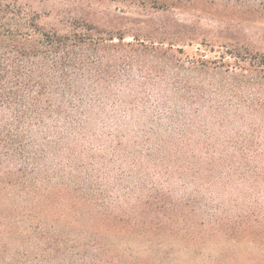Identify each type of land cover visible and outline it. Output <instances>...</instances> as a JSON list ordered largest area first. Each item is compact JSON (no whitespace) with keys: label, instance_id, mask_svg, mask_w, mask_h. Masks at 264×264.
Returning a JSON list of instances; mask_svg holds the SVG:
<instances>
[{"label":"trees","instance_id":"trees-1","mask_svg":"<svg viewBox=\"0 0 264 264\" xmlns=\"http://www.w3.org/2000/svg\"><path fill=\"white\" fill-rule=\"evenodd\" d=\"M106 1L193 9L176 26L200 43L177 47L174 25L132 42L84 20L44 31L0 0V250L150 264L135 243L169 237L200 251L219 239L259 249L239 264H264V36L231 23L264 0ZM120 244L130 246L117 256Z\"/></svg>","mask_w":264,"mask_h":264},{"label":"rangeland","instance_id":"rangeland-1","mask_svg":"<svg viewBox=\"0 0 264 264\" xmlns=\"http://www.w3.org/2000/svg\"><path fill=\"white\" fill-rule=\"evenodd\" d=\"M7 4H13L16 8H20L27 14H32L36 20L37 25L44 31H58L68 29L75 20H84L90 24H94L100 28L116 32H128L126 42H132L130 37L136 34L137 30H149L158 28H165L168 30L171 26H176V23H182L180 20H188L192 18V14L196 12L191 10L182 11V14H150L144 10H130L128 13L116 3L106 0H1ZM125 11L126 13H123ZM215 14V12H212ZM223 14L218 12L215 15L216 20L221 18ZM223 19V18H221ZM179 21V22H178ZM242 23L244 28L242 35L252 36L253 40H259L258 36H264V11L253 17L243 16L240 19H233L231 23ZM208 22H203L206 25ZM213 24V23H212ZM202 27V26H201ZM171 29V28H170ZM196 33H200L203 29L198 25H194ZM177 37L181 41L177 47L182 48L187 53L194 52L197 48V43L192 42L188 45L184 35L187 31L182 28L175 27ZM206 30V29H205ZM208 30V29H207ZM156 36V35H154ZM201 39V38H200ZM214 53H207V58L212 59ZM178 192V191H177ZM3 196H0V198ZM161 243L152 244L149 246L147 241L143 240L141 243L134 244V254L139 258L146 257L150 264H217L220 255L224 251L230 253V259L226 264H239L242 260L243 251H248L251 256L259 257L260 252L256 247L238 246L223 240H213L200 251H196L192 241L179 240L169 237H164ZM147 242V243H145ZM130 244H120L116 246L111 252L114 254H122L126 251L125 247ZM57 251V252H56ZM37 250L34 245L27 250H13L6 248L0 250V264H65L69 259L62 255L63 250ZM79 250H74V252ZM74 260V259H72Z\"/></svg>","mask_w":264,"mask_h":264}]
</instances>
